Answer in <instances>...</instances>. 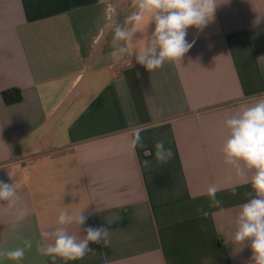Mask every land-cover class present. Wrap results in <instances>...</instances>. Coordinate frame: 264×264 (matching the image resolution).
Listing matches in <instances>:
<instances>
[{"label":"crops","instance_id":"0c3cea01","mask_svg":"<svg viewBox=\"0 0 264 264\" xmlns=\"http://www.w3.org/2000/svg\"><path fill=\"white\" fill-rule=\"evenodd\" d=\"M132 11L131 0H0V180L15 174L29 210L16 228L0 211V248L32 241L23 260L0 264H53L37 252L41 233L86 205L85 225L69 231L107 226L110 246L55 264H251L248 243L232 241L250 184L220 148L228 116L264 92V0L222 2L203 31L187 30L195 44L181 63L152 72L112 55L110 25ZM11 88L20 102L4 100ZM137 129L145 148L133 150ZM157 141L173 152L167 163ZM213 183L220 208H208Z\"/></svg>","mask_w":264,"mask_h":264},{"label":"clouds","instance_id":"9594fccd","mask_svg":"<svg viewBox=\"0 0 264 264\" xmlns=\"http://www.w3.org/2000/svg\"><path fill=\"white\" fill-rule=\"evenodd\" d=\"M226 0H131L133 11L126 15L123 23L115 20L110 27L113 32L112 55L127 52L135 55L136 63L149 72L157 70L165 63H181L182 58L194 46L195 40L188 42L186 37L190 27L203 31L215 18L219 4ZM116 15V9H111ZM152 27L149 33V28ZM139 33V36H137ZM139 75V74H137ZM163 111V109H161ZM225 139L220 148L223 163L236 177L245 178L251 191L246 193L248 199L240 207L235 218L233 244L246 243L251 249V264H264V92L259 93L251 101L243 103L232 112L224 122ZM141 129L135 130L130 147L145 148ZM155 158L160 163H167L173 158L171 148L165 147L163 141L154 145ZM145 168H151V161L144 160ZM11 183L0 180V211L12 217V227H18L28 216L27 206L20 203L18 187L14 173H8ZM238 184L231 185V194L237 195ZM219 185L209 184L205 195L208 197V208H220L223 201L217 194ZM72 213L61 211L56 227L41 233V241L37 244V252L51 258L53 264L57 258L64 261L83 259L95 250L90 244H111L112 231L107 226L83 229L85 235L78 236L69 231L75 224L78 230L85 225L88 216L84 209ZM197 212L204 218L210 213L203 206ZM111 225L117 218H106ZM202 230L204 226L202 225ZM32 248V241L25 239L22 247L0 248V261L23 260L26 249Z\"/></svg>","mask_w":264,"mask_h":264},{"label":"trees","instance_id":"16d2710c","mask_svg":"<svg viewBox=\"0 0 264 264\" xmlns=\"http://www.w3.org/2000/svg\"><path fill=\"white\" fill-rule=\"evenodd\" d=\"M4 100L8 104L20 102L23 99L22 91L18 88H11L3 91Z\"/></svg>","mask_w":264,"mask_h":264}]
</instances>
